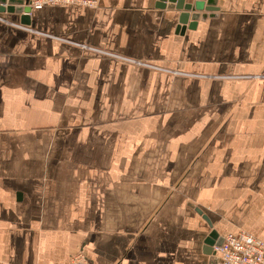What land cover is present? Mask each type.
I'll return each instance as SVG.
<instances>
[{
	"label": "crops",
	"instance_id": "0c3cea01",
	"mask_svg": "<svg viewBox=\"0 0 264 264\" xmlns=\"http://www.w3.org/2000/svg\"><path fill=\"white\" fill-rule=\"evenodd\" d=\"M158 1L0 13V264H222L197 207L264 240V0Z\"/></svg>",
	"mask_w": 264,
	"mask_h": 264
},
{
	"label": "built area",
	"instance_id": "2783aa9c",
	"mask_svg": "<svg viewBox=\"0 0 264 264\" xmlns=\"http://www.w3.org/2000/svg\"><path fill=\"white\" fill-rule=\"evenodd\" d=\"M100 0H7L4 6H30L32 9H41L45 6L74 5L95 8ZM216 256L223 264H264V240L251 233L240 231L236 234L224 235L220 246H215ZM74 264H91L83 251L73 259Z\"/></svg>",
	"mask_w": 264,
	"mask_h": 264
},
{
	"label": "water",
	"instance_id": "95a60500",
	"mask_svg": "<svg viewBox=\"0 0 264 264\" xmlns=\"http://www.w3.org/2000/svg\"><path fill=\"white\" fill-rule=\"evenodd\" d=\"M12 2L13 0H9ZM7 0H0V12H5V6L1 5L6 3ZM157 5L159 7H172L177 8L181 11L180 14V24L177 26L176 31H184L185 25L188 24V22L191 19L190 28H196L198 20L199 19H205L207 16H213L217 14V11L220 9V7L217 5V0H196L194 3L187 2L186 0H159L157 2ZM205 10V11H204ZM8 12H16L21 15V23L30 25V13L32 11V8L30 6H12L9 5L8 9H6ZM210 12V13H209ZM197 212L202 215V217L206 220L208 225L211 228L210 233L208 234L207 238L204 242V252L208 255L214 256V258H217L216 252L214 250L215 246H220L224 241V236H222L216 228H214L212 220L210 217L204 213L200 208L197 207Z\"/></svg>",
	"mask_w": 264,
	"mask_h": 264
},
{
	"label": "rangeland",
	"instance_id": "374dc122",
	"mask_svg": "<svg viewBox=\"0 0 264 264\" xmlns=\"http://www.w3.org/2000/svg\"><path fill=\"white\" fill-rule=\"evenodd\" d=\"M234 1V0H233ZM237 1V0H236ZM236 1H235V3L233 2L232 4H237L236 3ZM217 4H231V0H217ZM99 6V5H98ZM97 6V7H98ZM96 8V7H95ZM205 11V10H204ZM210 13V12H209ZM221 14V11H217V14L216 15H213V16H207V18L208 17H217V16H219ZM231 34H234L233 32H231ZM215 38H217V35L215 36ZM235 39H236V37H234ZM60 39V38H59ZM61 40V39H60ZM86 47V46H85ZM118 57H121V56H118ZM123 58V57H122ZM125 59H129V58H127V57H124ZM123 58V59H124ZM231 60H233V59H231ZM135 64H138V65H146L147 64V62H144V61H135L134 62ZM191 76H201L200 74H192ZM208 77V76H207ZM236 233H238V232H236ZM236 233H234V234H236ZM229 234V233H228ZM79 252L80 251H77L76 253H74L73 255H72V258H71V261H72V264H74V261H73V259L75 258V261H76V256L79 254ZM91 262V261H90ZM223 264V263H222Z\"/></svg>",
	"mask_w": 264,
	"mask_h": 264
},
{
	"label": "bare ground",
	"instance_id": "6f19581e",
	"mask_svg": "<svg viewBox=\"0 0 264 264\" xmlns=\"http://www.w3.org/2000/svg\"><path fill=\"white\" fill-rule=\"evenodd\" d=\"M8 7H9V6H6V7H5V12H8V11H6V9H8ZM5 12H0V13H5ZM9 13H11V12H9ZM15 14H18V13H15ZM23 25H26V24H23ZM91 264H92V263H91Z\"/></svg>",
	"mask_w": 264,
	"mask_h": 264
}]
</instances>
